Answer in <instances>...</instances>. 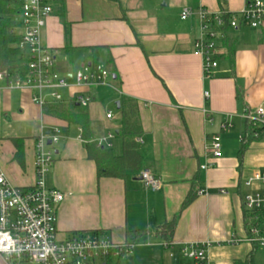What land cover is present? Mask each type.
I'll use <instances>...</instances> for the list:
<instances>
[{
  "label": "crops",
  "instance_id": "crops-1",
  "mask_svg": "<svg viewBox=\"0 0 264 264\" xmlns=\"http://www.w3.org/2000/svg\"><path fill=\"white\" fill-rule=\"evenodd\" d=\"M249 1L52 0L41 40L55 52L56 71L66 75L99 63L110 72L111 86L61 89L63 102L40 107L32 92L0 83V173L16 188H32L36 139L57 127L60 141L45 179L65 195L56 208L60 237L102 232L125 243L128 233L145 232L130 253L112 257V264H195L181 252L192 242H210L214 264H264V248L249 241L251 217L244 207L250 192L264 191L262 183L245 184L264 172V139L241 153L244 111L264 106V29L247 24L229 29L209 78L194 54L201 9L237 14ZM186 9L190 14L184 20ZM77 95L92 102L87 108L72 103ZM124 96L138 104L140 132L133 138L141 162L124 178L99 177L83 128L48 111L72 103V113L90 119L91 142L113 134L110 148L119 156L125 137L117 102ZM114 102L118 112L111 109ZM226 122L230 128L223 127ZM214 134L221 138L219 158L210 149ZM145 169L160 179L159 189L144 185ZM192 192V202L182 208ZM174 219L167 246L156 230ZM0 264L32 263L0 255Z\"/></svg>",
  "mask_w": 264,
  "mask_h": 264
},
{
  "label": "built area",
  "instance_id": "built-area-1",
  "mask_svg": "<svg viewBox=\"0 0 264 264\" xmlns=\"http://www.w3.org/2000/svg\"><path fill=\"white\" fill-rule=\"evenodd\" d=\"M20 14L16 29L18 48L24 54L26 63L15 76L0 70V83L13 91L32 92V101L40 107L49 103L64 101L61 89L86 87L88 89L111 86V74L105 66L91 63L75 73L61 75L55 69V52L42 43L41 35L48 18L53 13L52 0H20ZM190 14L185 10L182 19ZM229 15L230 29L241 24L251 28L264 29V0H251L244 10L237 14L226 12L199 11L200 33L195 41L194 54L203 60V68L209 78L218 67L221 55L220 41L226 34L224 15ZM205 97L209 93L205 92ZM83 108L92 102L90 96L77 95L71 100ZM112 117L111 113L107 114ZM246 122L264 127V106L254 111L246 109L243 114ZM224 128H230L226 122ZM113 134L95 141L98 147L110 148L109 139ZM51 141L49 145L48 142ZM60 141V130L54 127L49 133L42 131L36 139L35 171L36 182L32 188H16L0 173V255L8 261L27 260L32 264H106L112 257L130 253L132 247L117 243L111 236L102 233H76L60 237L57 227L56 208L63 202L65 195L49 188L46 175L54 163L53 145ZM210 149L215 158L223 155L221 138L218 134L211 137ZM204 166L203 168H206ZM144 185L155 191L161 182L150 169L141 172ZM264 184V172H256L245 184L252 187ZM221 190V193H224ZM199 194H205L203 190ZM248 212H264V191L254 190L244 200ZM254 216L249 224V241L259 243L264 248V222ZM210 242L184 244L181 252L195 264H214L208 255Z\"/></svg>",
  "mask_w": 264,
  "mask_h": 264
},
{
  "label": "trees",
  "instance_id": "trees-1",
  "mask_svg": "<svg viewBox=\"0 0 264 264\" xmlns=\"http://www.w3.org/2000/svg\"><path fill=\"white\" fill-rule=\"evenodd\" d=\"M20 9V0H0V70L7 72L10 76H15L20 72L26 63L24 54L18 48V35L14 30L20 14ZM224 19L226 21L224 29L227 32L230 29L228 22L229 15L225 14ZM72 107V103L69 107L64 108H61L59 105H53L49 108L48 112L56 116L64 117L69 123L80 125L83 128V137L86 140L85 147L88 152V158L96 162L99 177L121 179L124 178L129 171L139 167L141 159L137 151V144L133 138L140 132L139 108L134 99L124 96L119 102L121 134L125 137L123 141V152L119 156L114 154L112 148H101L98 147L96 143L91 142V122L89 117L86 114L72 113ZM261 139H264V127L254 126L246 122L241 153L252 141ZM193 198L194 195L192 192L184 201L182 208L189 205ZM245 211L248 213L246 216L249 215L251 218L254 216L260 217L261 221L258 222V224L264 222V212L250 213L246 209ZM176 225L177 219H174L159 226L156 230V234L164 240L167 246H169L173 240ZM143 235H145V232L128 233L124 244L127 247H133ZM254 244L259 245V243L256 242H254ZM124 255L125 254H122L119 257L121 258ZM112 262L110 258L106 264H112ZM249 262L250 260H247L245 264H249ZM237 264L244 263L238 262Z\"/></svg>",
  "mask_w": 264,
  "mask_h": 264
},
{
  "label": "rangeland",
  "instance_id": "rangeland-1",
  "mask_svg": "<svg viewBox=\"0 0 264 264\" xmlns=\"http://www.w3.org/2000/svg\"><path fill=\"white\" fill-rule=\"evenodd\" d=\"M16 32H17V33H20V32H21V30L19 29V27L16 29ZM111 109H112V111L114 110V112H118V110H117V106H116V103H115V102L112 104ZM55 147H56V145L53 146L51 149H53V148H55Z\"/></svg>",
  "mask_w": 264,
  "mask_h": 264
},
{
  "label": "water",
  "instance_id": "water-1",
  "mask_svg": "<svg viewBox=\"0 0 264 264\" xmlns=\"http://www.w3.org/2000/svg\"><path fill=\"white\" fill-rule=\"evenodd\" d=\"M117 106L119 108V102H117ZM48 144L50 145L51 144V141H49Z\"/></svg>",
  "mask_w": 264,
  "mask_h": 264
}]
</instances>
